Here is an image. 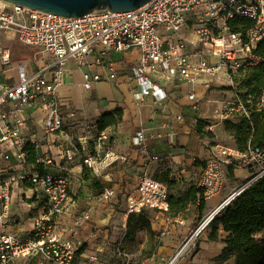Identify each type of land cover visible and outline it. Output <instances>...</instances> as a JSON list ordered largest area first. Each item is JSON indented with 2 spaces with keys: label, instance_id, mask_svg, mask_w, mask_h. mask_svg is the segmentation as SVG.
<instances>
[{
  "label": "built area",
  "instance_id": "2783aa9c",
  "mask_svg": "<svg viewBox=\"0 0 264 264\" xmlns=\"http://www.w3.org/2000/svg\"><path fill=\"white\" fill-rule=\"evenodd\" d=\"M241 18L251 20L252 27L232 31L229 22ZM8 34L20 45L33 49L42 64L34 71L18 65L15 82L0 77V264H16L18 259L73 264L83 248L76 234L90 215L85 212L76 217L69 235L58 226L60 217L68 213L84 191L82 168L108 185L101 194V200L108 203L115 194L109 184L113 182L111 170L117 163L127 162L126 155L112 150L109 129L98 130L85 115L76 116L59 97L68 62L86 69L81 85L84 90L100 81L115 90L120 83L111 56L137 52L138 58L129 68V80L140 87V91L132 93L137 107L147 97H152L155 104L166 101L167 94L158 85L160 80L176 88L177 82L188 84L192 90L186 98L194 107L198 103L194 88L207 79L201 85L209 91L212 80L222 74L231 83L232 93L213 115L215 120L236 121L264 110V94H247L243 98L234 89V77L239 71L263 61L254 51L264 40V0H148L133 11L103 10L80 18L4 2L0 3V36ZM11 65L8 48L0 44V66L5 69ZM96 67L107 70L105 78L93 72ZM36 111L41 113L40 131L50 144H41L32 129ZM175 120L182 121L183 116L177 114ZM206 129L212 130L210 124ZM159 137L142 125L133 137L132 146L142 156L145 168L139 178V191L150 178L149 166L160 161L148 143ZM167 137L174 146L173 136ZM30 150L37 152L34 163H29ZM208 150L196 183L203 199L208 201L229 191L211 216L201 219L194 230L188 228V237L168 264H175L179 256L196 248V237L211 219L264 177V147L239 152L234 147L215 144ZM224 167L233 173L242 169V181L233 186ZM157 184L165 194V207H158L165 215L167 189ZM19 198L27 200L21 206L26 208L23 212L31 222V231L23 235L8 231L9 225L16 224L10 204ZM130 198H126L127 214L139 213L146 207L134 211ZM182 220V216L171 219L178 224Z\"/></svg>",
  "mask_w": 264,
  "mask_h": 264
},
{
  "label": "crops",
  "instance_id": "0c3cea01",
  "mask_svg": "<svg viewBox=\"0 0 264 264\" xmlns=\"http://www.w3.org/2000/svg\"><path fill=\"white\" fill-rule=\"evenodd\" d=\"M12 38L14 37L11 34L0 36V44H3V47L8 48L9 52L12 45L19 44L17 41L12 42ZM30 50L34 53L33 49ZM137 58V52L111 56L120 83V86L115 90H112L110 85L105 81L94 83L90 90H84L81 85L83 83V73L86 69L84 67L80 68L76 66L73 62H68L66 64L64 81L62 86L58 89V95L66 103V106L71 108V111H75V113L79 111L80 115H85V117L86 113L82 111H84L85 105L89 103L90 99H94L98 104L97 111L100 112L99 115L111 112L117 108L123 110L121 122L116 126L109 128L111 131L110 139L112 150L116 153L127 156V162L125 164L117 163L112 168L113 182L109 183L114 193L118 190V187L122 190L121 185L124 184L122 190L124 195L121 196L122 199H126L128 196L133 197L134 183H139V178L145 170L142 156L132 146L133 137L141 125L143 128H146L155 134H159L160 136L158 139L148 142L152 152L160 157L159 162L152 163L149 166L151 176L158 178L159 181V174L162 173V169L159 170L158 168L160 167L159 164L163 162L164 159L169 163L171 162V164H177L178 168H182L180 171L181 174L179 175H183L186 174L185 167L193 162L194 159H198L200 163H203L209 156L202 151V146L199 145L201 141L193 131V125L196 121L194 118L196 116V108L194 110V108L190 107V103L186 98V95L192 90L188 84L177 82L178 86L176 88L168 82H158V85L167 94L166 101L163 104H155L152 97H147L144 99V102L140 107L135 105L132 99V93L140 91V87L137 86L135 81L129 80V68L135 63ZM10 62L12 64L11 67L3 69L0 66V77L8 82H15L17 80L18 65L22 64L28 71H34L42 64L38 58H36L32 64L26 62H12L11 52ZM75 71H80V80L72 81L69 76ZM93 72L99 74L102 78H105L107 75V70L105 68L96 67L93 68ZM224 81L229 82L227 81V78ZM206 82L207 79H203L200 81L199 85L194 88L193 91L195 92L197 99H204L206 97L208 89L201 85V83ZM181 88H184L182 94L183 97L179 102H175L171 95L173 92L178 94V92L181 91ZM70 89L77 90L79 93L81 98L78 103H74L69 95L63 93ZM210 92H212V90L209 89V93ZM231 93L232 92L228 91L227 94L230 96ZM208 101L211 102L213 100L208 98ZM187 105L189 107H187ZM142 108L145 109L142 110ZM38 114L40 116H37ZM177 114L183 116L182 121L175 120ZM40 117L41 113L39 111L34 112L31 124L37 126ZM169 135L173 136L172 140L174 146H171L170 144L169 138L167 137ZM119 137L120 142H117V138ZM205 149L208 151V147ZM201 157L203 159H201ZM161 167L163 168V166ZM172 176L173 175H170V181L175 180ZM85 194L86 192L83 191L81 196L76 199L75 204L69 209L68 213L60 217L58 226L59 230L65 232L66 235H69L73 228V221L76 217L85 212H88L90 215V220L82 223L76 234V236L83 241V247H85V249L76 257L73 264H114L117 255L113 247H117V252L121 256H124L122 259L123 264L133 263L134 260L136 258L138 259L140 256L127 253H123L122 255L118 249L122 244V237L125 233L126 223L124 226H114L112 224L113 217L111 218V215H115L117 211H114V209L111 208L107 209L105 208L106 206H103V208H95L94 203L91 204L86 202L87 199ZM221 194L223 196H220V198L212 205H210V201H212L214 197L210 199V201H206V207L215 209L226 196L225 192ZM111 200L109 202H111ZM118 209H121V207H118ZM125 213H127V205ZM109 220H111L110 225L108 223ZM137 235H143V230L138 231ZM137 244L140 245V242L138 241ZM176 244L175 241L162 238L160 246L152 255L144 260V264H168L175 251ZM205 245L209 246V243H205ZM126 246L127 244L125 247ZM223 247V243H220L216 249H209L205 254H203V250H201L200 254L203 257V260L204 257L215 258L221 253ZM90 257H92V259H89ZM176 264L190 263H187L185 260H180Z\"/></svg>",
  "mask_w": 264,
  "mask_h": 264
},
{
  "label": "trees",
  "instance_id": "16d2710c",
  "mask_svg": "<svg viewBox=\"0 0 264 264\" xmlns=\"http://www.w3.org/2000/svg\"><path fill=\"white\" fill-rule=\"evenodd\" d=\"M252 25L253 22L246 18L234 19L229 22V27L234 32L244 31L251 28ZM254 54L262 58L263 61L244 71H239L234 77V89L243 98L247 94L256 97L264 94V40L259 43ZM227 89L232 90V87ZM122 116L123 110L120 108L103 113L96 120L95 126L98 130L109 129L121 122ZM222 124L224 131L234 140V148L237 151L246 152L249 147H264V110L253 112L248 118L240 117L236 121L224 120ZM207 126H209V123L204 119L195 121L193 131L198 138L202 139L204 135L213 137L211 131L206 129ZM36 156L37 152L30 150L29 163H34ZM201 166L203 167L204 163ZM170 175L166 173L163 178L159 177L160 181L155 177L157 180L155 181L159 183L175 182V180H169ZM89 179L92 180L93 184L99 186L102 194L107 184L101 183L91 175L89 170L83 167L82 181L84 189ZM166 203L167 211L164 214L171 219L183 216L189 207H194L199 221L206 206L202 189L198 188L197 184L190 185L177 197L167 194ZM150 224V217L145 210L139 213H129L121 246L131 244L138 231L146 230L148 233L154 234L151 231ZM208 227L211 228L208 241H217L219 230H222L226 235L222 241L224 247L221 253L213 259L214 262L222 264L233 257L234 262L232 264H264V240L258 242L254 238L256 234L264 232V177L254 181L216 214L211 219ZM159 246L160 243L150 246L146 251V256L152 255ZM84 249L85 247L80 250L79 254Z\"/></svg>",
  "mask_w": 264,
  "mask_h": 264
},
{
  "label": "rangeland",
  "instance_id": "374dc122",
  "mask_svg": "<svg viewBox=\"0 0 264 264\" xmlns=\"http://www.w3.org/2000/svg\"><path fill=\"white\" fill-rule=\"evenodd\" d=\"M12 42H15V39H11ZM3 45V44H2ZM29 47H22L20 44H14L10 47L11 52V61L12 62H26V63H33L37 56L30 50ZM70 80L76 81L80 80V71H75L74 73L70 74ZM226 79V78H225ZM224 76L220 74L215 79H213V84L210 87V90L212 92H207V95L204 99H198V103L193 107L191 104H189L190 107L196 108V116L194 117L196 120L198 119H204L207 121L210 126L212 127L211 133L213 137H209L207 135H204L202 139L198 138L201 143L199 144L202 146V151L209 155V150L207 151L205 148L213 146L215 144L220 145L225 148H231L235 146L234 140L232 137L227 134L223 129V124L219 122V120H215L213 118V115L217 112L219 106L221 105L222 101H227L230 99V96L228 93V87H231V83L224 81ZM161 82H164V80H161ZM184 92V88H181V91L176 94L175 92L172 93L171 97L175 102H179L181 98L183 97L182 94ZM65 95H69L74 101V103H78L80 100V95L77 92V90L70 89L63 92ZM208 98H211V102L208 101ZM173 101V102H174ZM187 105V107H189ZM98 104L95 102V100H89V103L85 105V109L82 112L86 113L87 120L93 124H95L96 120L99 118L100 112L97 111ZM145 108H142L144 110ZM72 110V109H71ZM80 115L79 111H77L76 116ZM37 116H40L39 114ZM40 120V119H39ZM33 131L37 133V138L40 140L41 144H50L49 140H46L44 138V134L40 131L39 126L33 124ZM210 131V130H208ZM117 142H120V137L117 138ZM201 159H203L201 157ZM202 161V160H201ZM202 163L198 159H195V161L191 162L189 165L185 167L186 174H181L180 171L182 168H178L177 164H171L165 159L163 162L159 164V170L162 169V173L159 174L160 178H163V175H166L168 173L169 175H173L172 178L178 180L175 182H168V183H162V185L166 186L167 194H172L174 196L181 195L190 185H195L199 179L200 176V167ZM163 166V168L161 167ZM170 167V168H169ZM224 171L226 173L228 181L233 186L238 185L242 181V175L243 171L242 169H237L235 173L230 171L229 169H226L224 167ZM148 175L150 178H152L154 181L156 180L155 177H152L150 172H148ZM157 181V180H156ZM122 190L124 187V184L121 185ZM118 190L115 192V195L112 197L111 202H104L101 200V191L98 185L93 184L92 180L89 179L85 184L84 191L86 192V202L88 203H94L95 208H103V206H106L105 208H111L114 209V211L117 212H124L126 210V199H122L121 196L124 195L123 191L120 187L117 188ZM133 197L137 198L139 195V186L137 183H134L133 186ZM229 190L226 189L225 193ZM222 193H224L222 191ZM220 196H223L221 193L214 196L212 201H210V205H212L216 200L220 198ZM27 200L25 198L21 199H14V201L10 204V213L14 219H16V224L13 223L12 225L8 226V231L11 233H16L18 235L27 234L29 231H31V222L27 219V213L23 212V209H26L21 206V203L26 202ZM222 202V201H221ZM220 202V203H221ZM118 207H121V209H118ZM226 207V206H225ZM143 210L147 213V215L150 217V220L152 221L153 216L155 213L160 212L161 210L158 207L155 208H147L145 207ZM142 210V211H143ZM214 213V209L206 207L203 211L200 220L204 218H208ZM114 215V214H113ZM111 215V218L113 217ZM30 218H32L31 215H29ZM197 212L194 207H189L186 213L182 216L183 220L181 224L175 223L171 221V218L167 215H164V223L160 230L156 231L151 226V231H153L154 234L148 233L146 230H143V235L138 236L136 234L133 243L127 244L123 246H119L118 249L120 250V253L123 255V253L127 254H134L140 256L138 259L136 258L133 263L130 264H144V260L147 258L146 251L150 246H153L156 243H161L162 238L170 239L172 241H175L176 247L175 251L173 252L172 256L176 254L179 247H181L182 242L185 240L186 237H188L190 227L191 230H194V227L197 226V223L200 221L197 220ZM111 220H109L110 225ZM66 223V222H64ZM211 232V228L207 227L205 230H203L197 237H196V248H190L187 250L182 256H179L178 260L175 262V264L180 260H185L187 263L190 264H218L213 261L214 258H207L203 257L200 254V251L203 250V254H205L209 249H216L220 243L225 239L226 235L222 232V230L218 231V237L217 241L211 242L208 241L209 234ZM258 242H262L264 240V232L258 233L254 237ZM140 242V245L137 244V242ZM144 243V244H143ZM205 243H209V246H206ZM143 244V246H142ZM89 248V246H88ZM114 251L117 255V258L114 260V264H123L122 259L124 256H121L117 252V247H113ZM197 249V250H196ZM199 249V250H198ZM217 257V256H216ZM172 258V257H171ZM197 259V260H196ZM43 261L40 262V259L36 260H28V259H18L16 264H42ZM234 262V258H230L229 260L223 262L222 264H232Z\"/></svg>",
  "mask_w": 264,
  "mask_h": 264
},
{
  "label": "water",
  "instance_id": "95a60500",
  "mask_svg": "<svg viewBox=\"0 0 264 264\" xmlns=\"http://www.w3.org/2000/svg\"><path fill=\"white\" fill-rule=\"evenodd\" d=\"M8 4L66 18H80L96 11L129 12L148 0H0Z\"/></svg>",
  "mask_w": 264,
  "mask_h": 264
},
{
  "label": "bare ground",
  "instance_id": "6f19581e",
  "mask_svg": "<svg viewBox=\"0 0 264 264\" xmlns=\"http://www.w3.org/2000/svg\"><path fill=\"white\" fill-rule=\"evenodd\" d=\"M1 4H3V1H0ZM158 182L153 181L150 178H147L143 190L139 191V195L137 198L131 197L130 202L132 204V207L134 211L138 212L146 205L147 208H155L160 207L161 209L165 207L164 199V191L159 189V186L157 184ZM142 196V197H141ZM163 213L157 212L152 218V227L154 230L158 231L161 229V226H163L164 223V217ZM127 221V213L124 212H117L113 216V222L112 224L114 226H124Z\"/></svg>",
  "mask_w": 264,
  "mask_h": 264
}]
</instances>
